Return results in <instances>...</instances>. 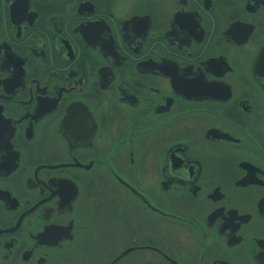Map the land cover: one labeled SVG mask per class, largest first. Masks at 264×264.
Returning <instances> with one entry per match:
<instances>
[{
  "label": "flooded vegetation",
  "instance_id": "obj_1",
  "mask_svg": "<svg viewBox=\"0 0 264 264\" xmlns=\"http://www.w3.org/2000/svg\"><path fill=\"white\" fill-rule=\"evenodd\" d=\"M0 264H264V0H0Z\"/></svg>",
  "mask_w": 264,
  "mask_h": 264
}]
</instances>
